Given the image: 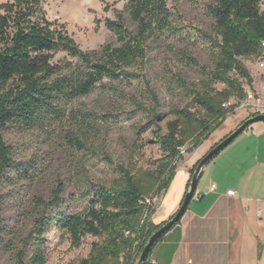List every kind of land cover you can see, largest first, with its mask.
<instances>
[{"label":"trees","instance_id":"obj_1","mask_svg":"<svg viewBox=\"0 0 264 264\" xmlns=\"http://www.w3.org/2000/svg\"><path fill=\"white\" fill-rule=\"evenodd\" d=\"M39 3L13 0L0 12V251L9 254L12 264H46L45 234L54 227L72 247H79L86 236L99 239L73 264H135L149 237L165 223L154 225L150 215L144 218L145 212L151 214L153 209L141 200L156 197L166 188L183 156L179 148L186 146V152H191L201 144L246 97L245 88L251 87L252 76L242 59L264 54L261 0H212L207 5L214 21L213 37L206 35L212 41L211 67L200 66L203 78L188 89L190 101L171 107L173 118L166 122V132L158 124L162 115L155 111L135 126L138 137L148 131L152 142L160 146L161 156L153 168L120 164L117 177L105 184L92 181L77 160V195L86 199V206L80 211L61 209L65 187L59 181L49 197L33 194L26 205L21 202L30 219L27 232L21 235L4 220L2 184L24 180L31 187L49 165L42 168L35 157L16 160L4 139V129L34 132L44 143L61 144L71 154L100 146L105 136L98 119L106 115L73 106L74 101L104 87V79L130 82L138 78L128 69L145 58L148 42L166 28L170 16L166 0H128L124 10L135 30L125 26L123 11H119L115 19L105 20L116 44L82 50L64 25L36 17ZM58 51L76 61L64 58L53 62ZM180 82L185 85L184 80ZM118 94L121 97V91ZM147 257L141 264L148 263Z\"/></svg>","mask_w":264,"mask_h":264},{"label":"rangeland","instance_id":"obj_2","mask_svg":"<svg viewBox=\"0 0 264 264\" xmlns=\"http://www.w3.org/2000/svg\"><path fill=\"white\" fill-rule=\"evenodd\" d=\"M11 1L13 0H0V12ZM127 2L128 0H40L36 17L44 16L64 25L67 34L82 50L99 49L106 43L116 44V37L106 28L105 20L115 19L117 12L123 11L125 26L131 31L135 30V23L124 10ZM211 2L212 0H166V7L170 12L168 25L157 38L148 42L145 58L128 69L139 77L130 82L104 79V87L99 86L74 101L73 106H86L106 115L105 118L98 119L105 136L100 146L79 149L71 154L70 151L65 152V147L61 144L44 143L34 132H21L12 127L4 129V139L12 147L16 160L35 157L42 168L49 165L31 187L26 186L27 182L24 180L2 184L1 193L5 197L3 217L15 232L24 235L30 226V219L24 213V203L26 205L33 194L49 197L50 190L59 181L64 182L65 187L61 194V209L80 211L86 206V199L77 195L74 169L77 160H80V166L92 181L105 184H110L117 177V165L142 169L154 167L156 159L161 156L160 146L152 142L148 131L138 137L135 126L144 123L152 111H155L162 115L158 124L162 132H166V122L173 118L171 107L186 105L191 99L188 89L203 78L200 66L211 67L212 41L206 36L214 35V21L207 12V5ZM260 6L264 9V0H261ZM188 57L194 59L196 64ZM64 58L76 61L75 57L64 51L56 52L52 61ZM258 58L246 57L242 62L251 72ZM180 80H184L185 85ZM215 87L219 88L220 85ZM119 91L122 93L121 97ZM135 102L139 104V108ZM250 113L252 111L248 108H237L204 140L209 141L216 133L227 129L231 119H246ZM239 154L243 162L237 159L235 161L248 165V154ZM262 168L264 170V163ZM260 172L256 167L253 173H248V194L252 198L264 199V172ZM261 209L262 219L256 227L260 238L264 236V202ZM45 237L46 264L76 263L88 254L91 243L99 240L86 236L79 247H72L70 241L54 227ZM0 264H12L9 254L0 251Z\"/></svg>","mask_w":264,"mask_h":264},{"label":"crops","instance_id":"obj_3","mask_svg":"<svg viewBox=\"0 0 264 264\" xmlns=\"http://www.w3.org/2000/svg\"><path fill=\"white\" fill-rule=\"evenodd\" d=\"M262 60L264 54L250 72L252 83L248 89L264 96V66H259ZM244 120L231 119L227 129L216 133L209 141L203 140L176 162L166 188L156 196L149 217L152 224L160 225L176 213L194 165ZM263 144L264 121L253 122L202 167L185 212L151 246L147 264L259 263L264 236L260 238L256 227L262 219L264 199L248 194V173H253L256 167L264 172ZM239 153L248 154V165L237 162H243ZM211 184H215L214 191L209 189ZM228 190H233L234 194H228Z\"/></svg>","mask_w":264,"mask_h":264},{"label":"water","instance_id":"obj_4","mask_svg":"<svg viewBox=\"0 0 264 264\" xmlns=\"http://www.w3.org/2000/svg\"><path fill=\"white\" fill-rule=\"evenodd\" d=\"M256 121H264V113H257L254 116L246 118L235 130H233L231 133H229L224 139H222L220 142H218L213 148H211L197 163L192 176L189 181V185L187 187L186 193L183 197V200L176 211V213L173 215L172 218L167 220L164 224H162L155 232L152 233V235L149 237L148 241L146 242L145 246L143 247L142 251L140 252V255L136 261L135 264H141L147 257L148 252L151 248V246L154 244V242L162 235L164 234L172 225H174L176 222L180 220L183 213L185 212L189 202L191 201L196 185L198 182V178L200 176V172L202 167L210 160L212 159L217 153H219L222 149H224L234 138H236L248 125H250L253 122Z\"/></svg>","mask_w":264,"mask_h":264},{"label":"built area","instance_id":"obj_5","mask_svg":"<svg viewBox=\"0 0 264 264\" xmlns=\"http://www.w3.org/2000/svg\"><path fill=\"white\" fill-rule=\"evenodd\" d=\"M262 45L264 46V41L262 42ZM259 66L263 67L264 66V60L259 62ZM229 104V103H228ZM243 109V108H248V110L252 112H258V113H264L262 112L264 110V96L261 93L251 91L250 89L246 90V97L241 100L238 104V106L235 108ZM234 110V111H235ZM180 154L184 155L186 152V146L180 147L179 148ZM215 184H211L209 189L211 191L215 190ZM228 194H234L233 190H228ZM197 199V198H196ZM156 197H146L145 199L141 200V202L151 205V208H154V203H155ZM258 216L261 215L260 211L257 212ZM150 213L147 211L144 214V218L148 217ZM258 264H264V242L262 244L261 250H260V255H259V263Z\"/></svg>","mask_w":264,"mask_h":264}]
</instances>
